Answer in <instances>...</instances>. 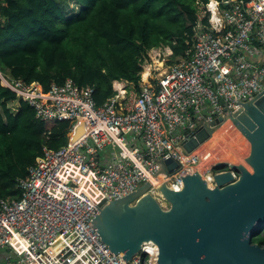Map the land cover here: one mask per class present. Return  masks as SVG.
Returning a JSON list of instances; mask_svg holds the SVG:
<instances>
[{
    "label": "built area",
    "instance_id": "1",
    "mask_svg": "<svg viewBox=\"0 0 264 264\" xmlns=\"http://www.w3.org/2000/svg\"><path fill=\"white\" fill-rule=\"evenodd\" d=\"M5 6L0 0V26ZM194 7L193 38L185 40L184 54H174L175 38L147 50L139 81H114L113 95L101 106L91 85L68 78L44 90L0 71L2 87L36 120L73 122L68 143L57 150L44 144L26 177L17 179L18 197L0 198L2 264H156L155 244L144 243L126 261L90 219L147 181L146 193L165 209L163 195L154 194L160 178V185L179 191L183 177L198 172L215 187L214 175L227 167L210 163L211 149L201 150L207 141L191 152L183 144L200 124L212 127L264 93V0H196ZM79 125L82 134L72 141ZM169 159L178 167L156 178L159 161Z\"/></svg>",
    "mask_w": 264,
    "mask_h": 264
},
{
    "label": "trees",
    "instance_id": "2",
    "mask_svg": "<svg viewBox=\"0 0 264 264\" xmlns=\"http://www.w3.org/2000/svg\"><path fill=\"white\" fill-rule=\"evenodd\" d=\"M64 1L5 0L1 72L38 82L44 90L68 78L78 86L91 85L101 106L113 95L114 81H139L147 50L175 38L173 52L182 55L185 40L193 38L196 0H73L80 9L70 17L61 9ZM14 100L0 84V198L18 197L16 181L26 177L43 145L55 150L66 145L73 126L38 121L23 102L12 112L8 103ZM252 243L264 245V228Z\"/></svg>",
    "mask_w": 264,
    "mask_h": 264
},
{
    "label": "water",
    "instance_id": "3",
    "mask_svg": "<svg viewBox=\"0 0 264 264\" xmlns=\"http://www.w3.org/2000/svg\"><path fill=\"white\" fill-rule=\"evenodd\" d=\"M232 123L241 140L228 153L218 151L217 165L227 170L214 175V188L198 172L183 177L179 191L162 184L158 189L169 205L165 209L146 193L151 186L147 181L90 219L114 254L129 261L151 242L157 246L156 264H264V245L252 243L264 228V93L226 118L219 117L212 127L200 124L183 148L194 151ZM80 126L83 129L76 127L72 141L82 134ZM159 164L156 178H168L178 167L172 159Z\"/></svg>",
    "mask_w": 264,
    "mask_h": 264
},
{
    "label": "rangeland",
    "instance_id": "4",
    "mask_svg": "<svg viewBox=\"0 0 264 264\" xmlns=\"http://www.w3.org/2000/svg\"><path fill=\"white\" fill-rule=\"evenodd\" d=\"M64 2H63L64 4L63 3L61 4V9L65 13V16H69L70 17V16H73L75 14H78L80 6L78 5V3H76V1L70 0L68 2L67 0H65ZM8 107H9V109L12 112H16L17 109L19 108V104L15 100L13 102L8 103ZM231 127L232 126H229V127L225 128V131H228V129L230 128L231 132H233V134H232L233 136L231 135L232 137L228 138L226 141H224L223 143L219 144V146L218 145L216 146V147H219V148H216V147L212 148L211 146L213 145V142H209V143H206L205 145H203V148L201 150H203V149H207V150L211 149V151H212V159L210 160L211 164L214 163V162H217L219 160V158L221 156V155H218V151L219 150L222 153L223 152L226 153L228 151L229 145L233 144L234 141L237 139V135H238L237 133H239V132L237 131V129L235 130V128H233V127L231 129ZM158 191L162 194V192L159 189H158ZM134 204H135V202L131 203V205H134ZM4 251L5 250H1L0 253H2ZM0 264H2L1 254H0Z\"/></svg>",
    "mask_w": 264,
    "mask_h": 264
},
{
    "label": "bare ground",
    "instance_id": "5",
    "mask_svg": "<svg viewBox=\"0 0 264 264\" xmlns=\"http://www.w3.org/2000/svg\"><path fill=\"white\" fill-rule=\"evenodd\" d=\"M229 125H231L233 128H235V130H236V127H235V125L232 123V124H225V125H223L221 128H219L218 130H217V132L214 134V136H213V140L212 141H209V142H213V145L211 146L212 148H215L217 145L219 146V144H221V143H223L224 141H226L228 138H230V137H232L233 135V132H231V130H230V128L228 129V131H225V128H227ZM232 127H231V129H232ZM78 130L81 132L83 129H82V127L80 126L79 128H78ZM77 130V131H78ZM237 132V131H236ZM238 134V133H237ZM232 135V136H231ZM217 138V139H216ZM240 140H241V135H237V139L234 141V143L233 144H231V145H229V148H230V150L232 149V148H234V147H236L238 144H239V142H240ZM208 142V143H209ZM216 148H219V147H216ZM227 153H228V151H227ZM159 181L161 182V183H164V179L163 178H160L159 179ZM155 182L154 183V192H155V195H162L159 191H158V187L159 186H161L160 185V182ZM164 197V196H163ZM58 247V241L57 242H55V244L53 245V248L54 249H56Z\"/></svg>",
    "mask_w": 264,
    "mask_h": 264
}]
</instances>
